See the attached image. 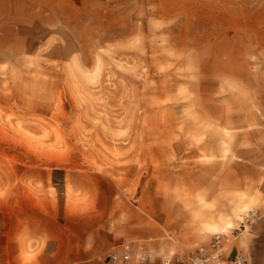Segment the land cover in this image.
<instances>
[{"label":"rangeland","instance_id":"374dc122","mask_svg":"<svg viewBox=\"0 0 264 264\" xmlns=\"http://www.w3.org/2000/svg\"><path fill=\"white\" fill-rule=\"evenodd\" d=\"M68 4L53 32L25 28L0 57V220L61 219L104 180L130 202L154 185L177 199L178 164L218 104L264 102V0ZM232 204L233 220H200L227 250L264 221L256 192Z\"/></svg>","mask_w":264,"mask_h":264},{"label":"crops","instance_id":"0c3cea01","mask_svg":"<svg viewBox=\"0 0 264 264\" xmlns=\"http://www.w3.org/2000/svg\"><path fill=\"white\" fill-rule=\"evenodd\" d=\"M72 0H0V57L11 43L23 41L25 28L51 33L62 23L61 13ZM261 103V104H260ZM243 96L232 112L218 104L210 115L209 137L183 156L176 172L177 199L169 188L145 186L130 202L116 183L88 193L87 201L62 208L61 219L0 220V264H178L199 247L207 248L211 234L200 220H233L234 193H257L256 219L264 220V102ZM257 126L260 131L252 132ZM106 189V190H104ZM173 191V186L171 188ZM245 205V204H244ZM253 217V216H252ZM251 217V218H252ZM264 221L250 233L236 236L220 263L264 264ZM227 224L221 232H227Z\"/></svg>","mask_w":264,"mask_h":264},{"label":"built area","instance_id":"2783aa9c","mask_svg":"<svg viewBox=\"0 0 264 264\" xmlns=\"http://www.w3.org/2000/svg\"><path fill=\"white\" fill-rule=\"evenodd\" d=\"M264 128V123H262ZM230 244V238L222 235L215 234L212 236L209 246L199 247L190 252L184 261L178 262V264H214L218 262L227 253V246ZM129 246H123V255L118 257L116 255L110 256V260L117 264H124L129 260ZM243 260L235 256L233 264H243Z\"/></svg>","mask_w":264,"mask_h":264}]
</instances>
